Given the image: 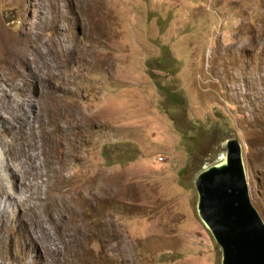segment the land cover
<instances>
[{
    "label": "rangeland",
    "instance_id": "374dc122",
    "mask_svg": "<svg viewBox=\"0 0 264 264\" xmlns=\"http://www.w3.org/2000/svg\"><path fill=\"white\" fill-rule=\"evenodd\" d=\"M230 138L264 221V0H0V264H221Z\"/></svg>",
    "mask_w": 264,
    "mask_h": 264
},
{
    "label": "water",
    "instance_id": "95a60500",
    "mask_svg": "<svg viewBox=\"0 0 264 264\" xmlns=\"http://www.w3.org/2000/svg\"><path fill=\"white\" fill-rule=\"evenodd\" d=\"M241 149L227 139L223 158L194 178L196 212L221 249V264H264V221L250 200Z\"/></svg>",
    "mask_w": 264,
    "mask_h": 264
},
{
    "label": "bare ground",
    "instance_id": "6f19581e",
    "mask_svg": "<svg viewBox=\"0 0 264 264\" xmlns=\"http://www.w3.org/2000/svg\"><path fill=\"white\" fill-rule=\"evenodd\" d=\"M5 151V150H4ZM4 151H3V148L1 147L0 148V169H3L4 168V164H5V157H4ZM25 173V172H24ZM1 181V180H0ZM2 183V182H1ZM0 183V185L1 186H3V187H5V184H1ZM11 183H13V182H11ZM6 188V187H5ZM11 190H9V189H7V191H6V193H5V191L4 192H2V193H0V194H5L6 195V203H5V205H4V202H2L1 203V205H0V208H1V212L3 213V208L2 207H4V206H6L7 205V203H8V201H9V199L12 197V198H15L16 197V195H15V193H16V191H15V188L14 187H11L10 188ZM47 232V231H46Z\"/></svg>",
    "mask_w": 264,
    "mask_h": 264
},
{
    "label": "trees",
    "instance_id": "16d2710c",
    "mask_svg": "<svg viewBox=\"0 0 264 264\" xmlns=\"http://www.w3.org/2000/svg\"><path fill=\"white\" fill-rule=\"evenodd\" d=\"M173 98H174V100H175V97H173ZM176 100H178V99H176ZM176 100H175V101H176ZM177 102H178V101H177Z\"/></svg>",
    "mask_w": 264,
    "mask_h": 264
},
{
    "label": "clouds",
    "instance_id": "9594fccd",
    "mask_svg": "<svg viewBox=\"0 0 264 264\" xmlns=\"http://www.w3.org/2000/svg\"><path fill=\"white\" fill-rule=\"evenodd\" d=\"M241 148H242V146H241ZM242 150V149H241ZM243 158V157H242Z\"/></svg>",
    "mask_w": 264,
    "mask_h": 264
}]
</instances>
